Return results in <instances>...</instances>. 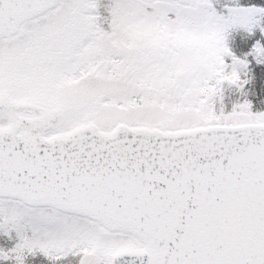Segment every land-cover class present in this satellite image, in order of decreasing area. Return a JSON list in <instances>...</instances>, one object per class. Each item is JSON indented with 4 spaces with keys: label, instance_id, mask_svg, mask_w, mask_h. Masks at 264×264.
Returning <instances> with one entry per match:
<instances>
[{
    "label": "snow or ice",
    "instance_id": "obj_1",
    "mask_svg": "<svg viewBox=\"0 0 264 264\" xmlns=\"http://www.w3.org/2000/svg\"><path fill=\"white\" fill-rule=\"evenodd\" d=\"M228 3L0 0V264H264V112L217 109L264 6Z\"/></svg>",
    "mask_w": 264,
    "mask_h": 264
},
{
    "label": "trees",
    "instance_id": "obj_2",
    "mask_svg": "<svg viewBox=\"0 0 264 264\" xmlns=\"http://www.w3.org/2000/svg\"><path fill=\"white\" fill-rule=\"evenodd\" d=\"M243 6L257 5L264 6V0H238ZM231 6L228 0H213V7L218 14H225L226 7ZM261 27H264V19H261ZM259 43L264 47V34L259 29H254L251 33L243 29H235L228 33L227 46L232 54L241 60L247 62V67L241 71L240 79L246 80L242 88L222 85V100L217 104V109L223 106L225 113L230 112L237 103L248 102L251 105L250 111L253 113L264 112V63H257L252 56L249 55L255 44ZM227 64L231 63L230 58H225ZM13 233L8 236L0 235V249H10L15 245ZM6 264H15L14 260H9ZM25 264H50L43 257L28 256ZM64 264H71L66 263Z\"/></svg>",
    "mask_w": 264,
    "mask_h": 264
},
{
    "label": "water",
    "instance_id": "obj_3",
    "mask_svg": "<svg viewBox=\"0 0 264 264\" xmlns=\"http://www.w3.org/2000/svg\"><path fill=\"white\" fill-rule=\"evenodd\" d=\"M146 264V258H144ZM115 264H141V260L135 257H122L115 261Z\"/></svg>",
    "mask_w": 264,
    "mask_h": 264
},
{
    "label": "clouds",
    "instance_id": "obj_4",
    "mask_svg": "<svg viewBox=\"0 0 264 264\" xmlns=\"http://www.w3.org/2000/svg\"><path fill=\"white\" fill-rule=\"evenodd\" d=\"M195 39V37H193Z\"/></svg>",
    "mask_w": 264,
    "mask_h": 264
},
{
    "label": "rangeland",
    "instance_id": "obj_5",
    "mask_svg": "<svg viewBox=\"0 0 264 264\" xmlns=\"http://www.w3.org/2000/svg\"><path fill=\"white\" fill-rule=\"evenodd\" d=\"M15 243H16V240H15Z\"/></svg>",
    "mask_w": 264,
    "mask_h": 264
}]
</instances>
